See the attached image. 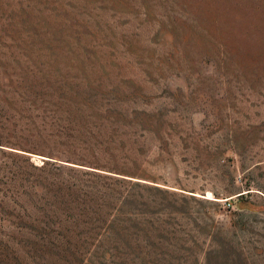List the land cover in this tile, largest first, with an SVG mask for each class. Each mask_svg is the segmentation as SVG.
<instances>
[{"label": "rangeland", "instance_id": "1", "mask_svg": "<svg viewBox=\"0 0 264 264\" xmlns=\"http://www.w3.org/2000/svg\"><path fill=\"white\" fill-rule=\"evenodd\" d=\"M0 264H264V0H0Z\"/></svg>", "mask_w": 264, "mask_h": 264}, {"label": "trees", "instance_id": "2", "mask_svg": "<svg viewBox=\"0 0 264 264\" xmlns=\"http://www.w3.org/2000/svg\"><path fill=\"white\" fill-rule=\"evenodd\" d=\"M96 177L98 178V179H103V178H105V179H111L110 177H108V176H104V175H100V174H96ZM69 190L70 191H72L74 194H76V195H73L74 196V203H76V204H78V203H80V204H82V202L84 201V199H83V197H81L80 195H78L77 193H76V191H82V190H80V188L78 187V185L77 184H75V183H71V185H70V187H69ZM239 196H242V195H239ZM241 198V197H240ZM68 208H73V207H68ZM82 210V212L81 213H83L84 215H85V213H84V209H81ZM68 216H69V213H68ZM70 217V216H69ZM75 220V217H70V221H74Z\"/></svg>", "mask_w": 264, "mask_h": 264}]
</instances>
